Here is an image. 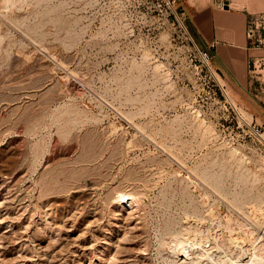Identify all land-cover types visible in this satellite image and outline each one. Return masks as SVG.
I'll return each instance as SVG.
<instances>
[{
	"label": "rangeland",
	"instance_id": "374dc122",
	"mask_svg": "<svg viewBox=\"0 0 264 264\" xmlns=\"http://www.w3.org/2000/svg\"><path fill=\"white\" fill-rule=\"evenodd\" d=\"M7 1L0 264H48V250L52 264H182L181 239L188 256L215 239L199 264H264V133L241 122L178 1Z\"/></svg>",
	"mask_w": 264,
	"mask_h": 264
},
{
	"label": "crops",
	"instance_id": "0c3cea01",
	"mask_svg": "<svg viewBox=\"0 0 264 264\" xmlns=\"http://www.w3.org/2000/svg\"><path fill=\"white\" fill-rule=\"evenodd\" d=\"M177 1L194 42L199 48L210 51L218 74L231 84L239 107L250 113L256 122L264 124V93L260 98L251 94L248 70L249 55L264 52V49L248 47L246 39L248 15L264 11V0Z\"/></svg>",
	"mask_w": 264,
	"mask_h": 264
},
{
	"label": "built area",
	"instance_id": "2783aa9c",
	"mask_svg": "<svg viewBox=\"0 0 264 264\" xmlns=\"http://www.w3.org/2000/svg\"><path fill=\"white\" fill-rule=\"evenodd\" d=\"M167 7L174 8L177 4V0H161ZM246 39L248 47L252 49H264V11L250 12L246 22ZM198 50L203 59L210 65L213 62L212 54L208 49H202L198 47ZM213 67V68H212ZM212 70L218 73L215 66H212ZM248 70L250 79L252 80L251 94L255 98H260L264 93V52L256 51L252 52L248 58ZM217 76V75H216ZM219 79V78H218ZM223 90H225L224 84L219 82ZM242 123L250 126L253 131L258 135L264 133L262 131L263 123L256 122L253 118L248 119L243 116L240 111L239 105H234Z\"/></svg>",
	"mask_w": 264,
	"mask_h": 264
},
{
	"label": "bare ground",
	"instance_id": "6f19581e",
	"mask_svg": "<svg viewBox=\"0 0 264 264\" xmlns=\"http://www.w3.org/2000/svg\"><path fill=\"white\" fill-rule=\"evenodd\" d=\"M17 1V0H16ZM6 2H10V1H7L6 0ZM8 4V3H7ZM184 24V23H183ZM185 25V24H184ZM34 27V26H33ZM33 27H32V29H33ZM36 27H37V25H36ZM35 28V27H34ZM35 29H37V28H35ZM35 29H33V30H35ZM40 29V28H39ZM36 31V30H35ZM70 82V81H69ZM70 85V84H69ZM70 86H72L73 87V89L76 87V83L75 82H71V85ZM71 89V88H70ZM230 89H232V88H230ZM76 90V89H75ZM74 90V91H75ZM76 92H77V90H76ZM21 128V127H20ZM1 166V165H0ZM11 168V167H10ZM13 168V167H12ZM0 170H1V168H0ZM14 169H12V171H13ZM2 171V170H1ZM18 171V170H17ZM203 172H205V171H202V174H203ZM7 173V172H6ZM6 173H0V187L1 186H3L4 187V185L5 184H7V182H8V178L6 177L7 175H6ZM206 173H207V171H206ZM205 173V174H206ZM20 174V173H19ZM207 174H209V173H207ZM206 174V175H207ZM210 174H211V172H210ZM214 174V173H213ZM9 175V174H8ZM216 175V174H215ZM215 175H214V177H215ZM205 176V175H204ZM213 177V178H214ZM219 177V176H218ZM19 178V177H18ZM219 180H220V178H218ZM217 179V180H218ZM15 180H17V178L15 179ZM14 180V181H15ZM208 180V179H207ZM210 181H211V179H210ZM209 181V182H210ZM11 183V182H10ZM213 183V182H212ZM220 183V182H219ZM219 183H218V185H219ZM20 185V184H19ZM44 185V184H43ZM10 186V185H9ZM49 186V185H48ZM78 186V185H77ZM8 187V186H7ZM216 187H217V185H216ZM219 187V186H218ZM45 188V187H44ZM8 190H10V189H8ZM119 192V191H118ZM121 192V191H120ZM45 194V193H44ZM15 195V194H14ZM40 195H42V194H40ZM4 196V195H3ZM39 196V195H38ZM137 196L138 195H136V192L134 191V190H123L122 189V192H121V196H120V200H119V204L120 205H125L127 208H128V206H133V205H135V202L138 200V198H137ZM11 197V196H10ZM5 198V197H4ZM24 198V197H23ZM119 199V198H118ZM1 200V199H0ZM3 201V200H2ZM118 201V200H117ZM17 202V201H16ZM236 202V201H235ZM20 204V203H19ZM18 204V205H19ZM37 204V203H36ZM5 205H6V203H5ZM21 205V204H20ZM42 205V204H41ZM118 206V205H117ZM49 207V206H48ZM17 208V207H16ZM18 208H20V206L18 207ZM17 208V209H18ZM23 208V207H22ZM13 209V208H12ZM15 209V208H14ZM21 209V208H20ZM23 209H25V208H23ZM78 210V209H77ZM83 210V209H82ZM11 211V210H10ZM15 211H18V210H15ZM69 211V210H68ZM94 211H96V210H94ZM45 212V211H44ZM50 212V211H49ZM81 212V211H80ZM263 212V211H262ZM18 213V212H17ZM16 213V214H17ZM46 213V212H45ZM10 214H11V212H10ZM20 214H18V216H19ZM43 215V214H42ZM259 215V214H258ZM45 216V215H44ZM255 216V215H254ZM17 217V216H16ZM263 218V217H262ZM102 219V218H101ZM66 221H68V220H66ZM45 224V223H44ZM59 224V223H58ZM28 225V224H27ZM48 225V224H47ZM46 225V226H47ZM70 225V224H69ZM40 228V227H39ZM38 228V229H39ZM51 228V227H50ZM60 229V228H59ZM34 232V231H33ZM37 232V231H36ZM46 232V231H45ZM247 233V232H246ZM36 234V233H35ZM40 234V233H39ZM259 234V233H258ZM56 236V235H55ZM211 235H209V237H210ZM54 238V237H53ZM52 238V239H53ZM211 238V237H210ZM214 238V237H213ZM212 238V239H213ZM178 239V238H177ZM202 239V238H201ZM54 240V239H53ZM53 240H52V242H53ZM214 240V244H212V246H209V248L207 247H205V249L204 250H200L201 252H198V253H194L195 255H191V256H188V253H185V251L183 252V250L185 249V247L184 246H186V244L187 243H189V242H182V239H181V242L179 243V245H178V250H179V252H181L182 254H183V262H182V264H199V262H198V260L200 259V258H202L203 256H208L209 257V255L210 254H212L213 252H215V253H217L218 252V248H219V246H218V244L215 242V239H213ZM248 240V239H247ZM51 241V240H50ZM55 241V240H54ZM197 241V240H196ZM195 241V242H196ZM234 241V240H233ZM237 241V240H236ZM38 242V241H37ZM65 242V241H64ZM192 242V241H191ZM218 242V241H217ZM248 242V241H247ZM55 243V242H54ZM54 243H53V245H54ZM63 243V242H62ZM78 243V242H77ZM185 243V244H184ZM197 243V242H196ZM201 243V242H200ZM235 244H236V242H234ZM234 243H233V245H234ZM232 244V243H231ZM48 245V244H47ZM50 245V244H49ZM82 245V244H81ZM189 245H191L190 243L187 245L188 247H189ZM199 245V244H198ZM203 245V244H202ZM220 245V244H219ZM36 246V245H35ZM51 246V245H50ZM186 246V247H187ZM236 246V249H237V247H238V251L240 250V249H242V248H244L242 245H240V244H238L237 243V245H234V247ZM239 246H240V248H239ZM241 246H242V248H241ZM246 246V245H245ZM46 247V246H45ZM248 247V246H247ZM36 248H38V247H36ZM59 248V247H58ZM193 248V247H192ZM198 248H199V246H198ZM202 248V247H201ZM84 249V248H83ZM187 249V248H186ZM75 250V249H74ZM177 250V251H178ZM199 250V249H198ZM49 251V250H48ZM47 251V252H48ZM81 251V250H80ZM84 251V250H83ZM192 252H193V250H191ZM47 252H43V254L42 255H44V256H46L47 258H48V264H52V258H53V256L54 257H56V255H52L51 257L49 256V252L47 253ZM76 252V251H75ZM79 252V251H78ZM186 252H187V250H186ZM191 252V253H192ZM220 252V251H219ZM254 252V251H253ZM38 253V252H37ZM52 253V252H51ZM57 254V253H56ZM78 254V253H77ZM76 254V255H77ZM205 254V255H204ZM219 254V253H218ZM27 255V254H26ZM257 255V254H256ZM80 256H81V254H80ZM182 256V255H181ZM212 257H213V254L211 255ZM210 256V257H211ZM247 256V258H246V263H249L250 264V261H252V256L250 255V254H247L246 255ZM71 257V256H70ZM209 257V258H210ZM262 257V256H261ZM207 258V257H206ZM230 258V257H229ZM229 258H228V261H229ZM67 259V258H66ZM214 259V258H213ZM41 260V259H40ZM47 260V259H46ZM61 260V259H60ZM77 260V259H76ZM204 260V259H203ZM212 260V259H211ZM226 260V259H225ZM224 260V261H225ZM230 260H231V258H230ZM42 261V260H41ZM56 261V260H55ZM57 261H59V259L57 260ZM80 261V259H78L77 260V263L76 264H79V263H81V261ZM208 261H209V259H208ZM214 261V260H213ZM220 260H218V262H219ZM224 261H223V263H224ZM47 262V261H46ZM61 262H62V260H61ZM85 262V261H84ZM83 261H82V263L81 264H85ZM207 262V261H206ZM205 262V263H206ZM225 262H227V261H225ZM236 262V261H235ZM45 263V262H44ZM228 263V262H227ZM230 264H234L232 261L231 262H229ZM59 264V263H58ZM201 264V263H200Z\"/></svg>",
	"mask_w": 264,
	"mask_h": 264
}]
</instances>
